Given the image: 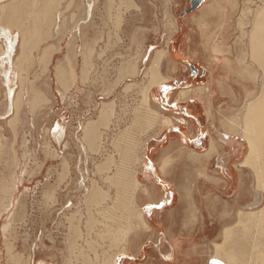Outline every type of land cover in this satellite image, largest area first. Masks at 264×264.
Returning <instances> with one entry per match:
<instances>
[{
    "label": "rangeland",
    "instance_id": "obj_1",
    "mask_svg": "<svg viewBox=\"0 0 264 264\" xmlns=\"http://www.w3.org/2000/svg\"><path fill=\"white\" fill-rule=\"evenodd\" d=\"M90 1L94 7L91 17L94 25L88 34L90 37L97 35V43L95 44L94 41L92 45L94 49L96 48L94 50L92 47L95 69L91 67L92 70H88L91 73L90 76L88 72L89 80L82 83L79 78V81L69 84L70 89L67 88L64 96L61 93L62 86L57 80L56 68L67 66V56L72 57V53H68L67 49L69 38L77 35L73 30H70L73 23L71 19L73 7L69 5L70 0H60L54 9V18L57 21L55 20L53 23L51 35L32 46L33 48L29 43L27 47L31 49V52L26 54L30 55L29 57L26 55L27 59L25 57L20 62V67L23 68H17L15 65L12 68L9 86L13 90V96L15 98L21 90L24 94L20 98L22 104L19 108V118L15 119L14 125L10 121L16 112L14 108H11V102L6 93L8 86L3 82L1 75L3 72L0 68V182L4 180L10 187L15 185L16 189L9 206L6 202L10 192L0 195V249L3 250L5 257V246L8 244L13 250L15 249L14 252L19 254L22 260H27L30 257L32 264H83L85 260H87L86 264H103L107 253L109 257L111 254L117 253V248L121 249L124 246V237L128 228L121 229L122 225L120 224L123 223L124 227V224L128 222L125 225L128 227L130 222L128 216L124 214L126 213L125 207L122 205L123 209L120 206L123 190H121V186H118L119 182L114 181L118 185L111 183L115 180L110 177L115 171L113 165L111 164V169L106 168L108 170L105 168L100 170L99 166L108 159V156H112V160L118 163L122 160L118 148H114L113 139L120 130L130 126L133 110L137 105L140 106L143 103L139 91L144 83V71L156 50L167 49L169 57L164 60L162 66L163 72L171 78L165 85L154 88L151 103L153 106L156 104L160 111L194 122L197 132L195 137L198 139L191 138L189 140V138H183L184 136L181 137L184 141L186 139V142L196 150H209L211 146L209 133L217 141L220 140V133L215 132L213 126L216 124L219 131L223 130L224 132L218 114L236 113L238 120H242L244 115L241 108H243L246 95L257 89L253 75L249 73V75L247 73L245 75L240 65L238 70L231 71L226 61L230 59L235 63L239 48H242L243 55L248 57L249 46L245 34L250 28L251 18L256 12L255 8L263 0H205L199 7L191 11L189 9L192 6V0H113L114 7L110 11L106 8L107 0ZM212 1L217 4L216 7L219 10L207 15L204 22L200 24L198 19L203 15V8L207 5L210 6ZM249 10H252L253 14ZM64 16L66 17L65 28L68 30L64 36H61V33L57 32V26L62 25ZM59 21L61 22L59 23ZM239 22L242 25H239ZM206 23L209 26H206ZM245 23L249 26H246ZM244 25L246 29L242 27ZM0 42L2 45L1 39ZM81 45L82 40L79 36L75 39L76 68L79 72H81L83 63V47ZM216 47L221 51H215ZM29 48L27 49L29 50ZM56 49L59 51L53 53ZM226 49L232 51L229 53L226 52ZM188 50H191L189 55L186 54ZM47 52L53 53L48 66H46L47 61L44 58V53ZM177 52L182 54L184 68L179 66L181 72L173 69L174 65L172 66V63L170 64L168 61L170 54ZM19 55L20 47H16L13 63L17 61ZM132 55L139 57V72L135 77L124 78L112 89L111 84L109 85L107 82L116 80L118 67L124 60L132 58ZM246 60L247 58H245ZM23 61H25L24 65ZM248 61L250 62L251 59ZM18 73L20 80L16 78ZM219 78L225 81L223 89L216 82ZM130 81L136 82L139 86L125 92L123 89L125 83H130ZM207 84H211V93L209 92L210 98L208 97L205 102L199 101L200 95L194 90L190 94L194 99L191 98L189 103H172V99L176 97L172 91L176 89L178 91L180 88H196ZM21 86L23 87L21 88ZM32 88L38 89L43 94L42 100L35 108L29 104ZM111 100L116 104L112 112L113 116L110 113L112 117L109 115L111 119L108 120L109 123L105 122L100 127L103 135V149L101 148L98 152L90 151L91 149L83 139V126L90 121H97L104 103ZM203 103L206 106L203 107ZM189 104L194 105L195 110L198 109V112L195 111L197 114L195 118L187 111ZM237 110L238 112H236ZM58 124L61 127L57 131H53V126ZM106 124H108L107 127ZM161 125H165V121ZM174 125L173 128L164 126L159 134H154L151 131L143 135V140L146 142H144L145 148L142 151L143 161L136 165L143 183L146 180L142 173L144 169L155 172V169L150 166L152 163L148 155L151 148L157 142L164 146L170 141L169 138L173 133L182 131V129L187 131L189 128L188 125L179 121ZM180 135L182 134L180 133ZM229 151L230 148H226L222 155L212 153L208 163L209 159L203 160L202 166L196 167L197 170L203 168L209 175L207 177L199 175L194 178L193 182L177 183L174 186L172 182L155 179L154 185L164 195L161 205L180 204L182 201L180 195L187 191L181 186L189 185L188 190L192 193L190 196H192L193 205H195L194 201H197L198 204L204 202V198L200 197L199 193L208 191L212 193L207 201V206L211 207L212 215H208L207 212H198L200 221H203V217L207 219L210 216L212 220H218L221 217L223 229L225 225L235 221L236 210L242 208L248 210L251 208L248 207V204L256 201L253 196L256 188L253 167L251 165L241 166V164L235 166L233 162L239 161V158L233 157V160L228 161L227 159H230ZM243 156H240L241 159ZM186 160L188 159L186 158L184 162L181 160V162L186 163ZM223 163L231 165L234 179L231 180L230 177L222 174L218 164ZM176 168L182 171L186 166L180 164ZM155 174L158 178L161 177L157 172ZM106 177L111 179L108 178V180ZM92 179L105 194L103 199L99 200V202L104 200L101 204L95 205L90 202L93 206L89 203L90 200L87 201L85 198L94 182ZM227 179L231 181H227ZM81 184L83 188L80 187ZM145 187L146 185H141L137 194V202L140 207L139 200ZM215 190L222 193L219 201L214 197ZM193 195L195 196L193 197ZM126 199L128 200L127 197ZM113 200L116 202L114 203ZM118 203L120 204L118 205ZM115 204L116 208L118 205L120 209L114 208ZM4 205L8 207L6 211H3ZM141 209L143 212L145 211L144 208L141 207ZM115 211L117 212L115 213ZM132 216L133 214L131 220L129 219L131 224L132 222L136 223ZM123 217H126L125 221H123ZM115 218H122L117 220L119 224L115 222ZM7 223H9V229L5 235L2 228ZM207 226L209 227L208 221ZM108 228L110 229L106 230ZM208 230L210 229L208 228ZM210 231L213 232V230ZM117 239L120 246H117ZM129 239L132 240L131 236ZM116 242L117 244H115ZM127 250L128 247L125 252ZM210 250L212 254L213 244L210 246ZM122 252L124 251H120L117 257V264L121 259L130 256V254L125 255ZM4 256L3 259L0 258L2 264L7 262ZM123 263L126 262L123 261Z\"/></svg>",
    "mask_w": 264,
    "mask_h": 264
},
{
    "label": "bare ground",
    "instance_id": "obj_2",
    "mask_svg": "<svg viewBox=\"0 0 264 264\" xmlns=\"http://www.w3.org/2000/svg\"><path fill=\"white\" fill-rule=\"evenodd\" d=\"M59 1L60 0H0V39L2 40V45H0V68H1V71L3 72L1 74L3 82L5 83L6 86H8V90L6 91V93H7L8 98L10 99L11 108H14L16 112L15 116L10 121V123L13 125H14V122L16 121L15 119L19 118L18 117V114L20 113L19 108L22 104V100L20 98L24 94H23V90H21L16 94L15 98L13 96L14 95L13 90L9 86V84H11L12 68L14 67V65L17 68L20 67L21 65L20 62L22 61L21 59H24L26 57L27 55L26 53L31 52L30 51L31 49L27 47L29 43L31 47L35 46L37 43H39L40 41L46 39L47 37L51 35V29H52L53 23H55V20H56L54 18L53 11H55L54 9H56V6ZM91 4L92 3L90 0H70V3H69V5L73 7V11L71 13V19L73 20V23L70 21L72 23V26H70V30H73L74 33L77 35H74L71 38H69L67 49H68V53H72V57L70 58L69 56H67V59H66L67 66L66 65L59 66L56 68L57 69L56 70L57 80H58V83L62 86L61 93L63 96L65 95L67 88H69L68 87L69 84H73L76 81H79L78 80L79 78L81 79L82 83L86 82V80L88 79V72H89V75L91 74L90 71L88 70L89 69L92 70L91 67H93L94 65L93 60L95 59H92L93 57L92 52L96 50V48L94 49L92 45L94 41H95V44L97 43L96 41L97 35L90 37V35L88 34L90 31V28H92L94 25L92 23V18H91L92 13H93L92 9L94 7H92L93 5ZM121 4L123 3L121 2ZM106 5H107L106 8L108 9V11H110V9L114 7L113 0H107ZM119 9L117 10V12L119 11ZM246 10H247V7H246ZM255 11L256 12L253 11L254 14L251 12L253 14V17L251 18V21H250V28L246 34L244 33L248 40L247 41L248 46H249L248 51H247L248 57H246L245 54L243 55L242 50H241L242 48L240 49L238 47L240 50L238 49L237 51L236 61L234 60L235 63L231 62L230 59H228L230 61L227 60L226 63L228 64V68L231 71L235 72L236 70H238L239 65H240L242 67L241 68L242 72H244L245 75L246 73L247 75L249 74L253 75V81L255 82L257 89H255L256 90L255 92L253 91L246 95V98L243 103L244 104L243 108H241V110L243 109L242 114L244 115L242 120H238L239 118L237 115H235L236 113H231V114H225V112L220 113L221 118L219 122L221 123V127L224 129V132L222 130L220 142L215 141V139L211 137L210 143H211V146H213L215 150L217 151H219V149L224 151L226 147L230 148V151H229L230 159L229 158L228 159L231 161L233 160L232 159L233 157L239 158V161L233 162L235 166L238 164H241V166L251 165L253 167V171H254L253 178L255 182L254 185L256 188V192L255 194H253V196H255L256 201L248 204V207H251L248 210H245L243 208L241 210H236L237 215H236L235 221L224 226V229H222L221 240L213 242L214 250L212 251V254L210 255L208 259L209 264L210 263L214 264V262L215 264H264V0L261 1V4L257 5V8H255ZM212 12L214 13L216 12L215 7H211L210 10H207V11L203 10L202 17L198 19V21H200V24L204 22L205 17L211 14ZM60 22L61 21H59V23ZM240 22H239V25H242L240 24ZM65 23H66V17L64 16L62 25L57 26V32L59 34L61 33V36H64L66 31L68 30L65 28ZM247 25L248 24H246V26ZM206 26H209L208 23H206ZM220 27H221V24H220ZM242 27L245 28V25ZM79 36L81 37V40H82L81 46L83 47L82 49L83 63L81 67V72H79L78 68H76V58L77 57H76V49H75L76 48L75 39ZM16 47H20V55L17 61L13 63L12 62L14 59L13 55L15 54ZM92 47L94 50L92 49ZM27 48H29V50ZM59 49L54 50L53 53L59 51ZM216 50H219V49L216 47L215 51ZM229 51H232V50L226 49V52H229ZM50 53L51 52L44 53V58H46V61H47L46 66L49 65L52 59V56H53V53L52 54ZM29 55L30 54H28L27 56L29 57ZM132 56H133L132 58L129 57L128 60L126 61L124 60L122 62V65L118 67L116 80L114 82H110L108 80L109 82L107 83L109 85L111 84L110 85L111 88L112 87L114 88L118 83L121 82V80H123L126 77H135L136 74L139 72L140 70L139 69V62H140L139 57L134 56V55ZM168 57H169V54L167 52V49L162 48V49L156 50L154 57L149 62V64H147V68L144 71V78H143L144 83L139 91L141 92V96H142L141 99L143 100L142 101L143 103L140 106L137 105L135 110H133L134 114L131 119L132 123L131 124L129 123L130 126H128L125 129L120 130V132L117 135H115L113 139V144L115 147L113 145L112 146L114 148H118L117 150L119 151L120 159L122 160H120V162L118 163L112 160L113 159L111 158L112 156H108L107 157L108 159L105 162H102L101 165L99 164L100 170L101 168L106 169L108 167H109L108 169H111L110 168L111 164L115 168V171H114L115 173L111 172L112 175L110 176L112 178H115V180L113 181L110 180V181L111 183L112 182L114 183V181L119 182L120 185L116 183L114 184L122 187V189L121 187H119V189L123 190V193H122L123 199H121L123 204L118 203V205L120 204L121 207L123 205L125 209L123 207L122 208L126 211V213L130 215L129 216L128 214L124 213L125 215L128 216L127 218H128V221L130 222L128 227L125 226L128 224L127 221H126L127 224L125 223L124 227H123V223L120 224L122 225V228L120 227L121 229L124 228L126 230L128 228L126 230V236L123 235L125 236L124 237L125 240L123 244L124 246L121 249L119 248L120 250L117 248L119 253L116 250L117 253L111 254L109 257L107 256L108 255L107 253L106 258L103 260V264H117V257L119 256L120 251H124L122 253H125L126 248L129 247L130 243L132 242V240L129 239V236L135 234V231L137 228L149 226V223L147 222V219L145 218L143 211L141 210L140 207H137L135 199H134L135 195L137 194V191L139 190V187L145 183V182L143 183L140 180L138 167H136L137 164H140L143 161L142 151H144L145 143H146L143 140L144 139L143 135L151 131L154 134H159V132H162L161 130L164 128V126L174 125L175 122H178V121L179 122L189 121L183 117L178 118L177 117L178 115L172 116V114L160 111L159 109H157L156 104L155 106H153L151 103V96L153 94L154 88H157L161 85H165V83H167L169 79L171 78V76L163 72V66H162V64L164 63V60L168 59ZM245 58H247L246 61H245ZM248 59L249 60L251 59V61L249 62ZM25 61H23L24 62L23 65L25 64ZM168 61H170L169 62L170 64L172 63V66L174 65L173 69H175L176 71L180 69L179 66H181L182 69L184 68V66L182 65L183 64L182 54H180L179 52L174 53L172 55L170 54V58ZM20 68L22 69L23 67H20ZM91 72L93 73V71ZM179 72L181 71L179 70ZM19 75L20 74L18 73L16 75V78L20 80ZM216 82L217 84L220 85L218 86L221 89L224 88L225 81L223 79L219 78ZM211 84L200 85V86H197L196 88H187V89L180 88L178 89V91H176L177 90L176 89L175 91H172V92H174L173 95H176L177 100H181V99L185 100L188 97H191L190 94L192 91L196 90L201 98L199 99V101L202 103V101L205 102V100H207L208 97L210 98L209 92L211 93ZM135 86H137V83L134 81H130V83H127V84L125 83V86L123 89L125 90V92H128L130 89L133 90ZM22 87L23 86H21V88ZM42 96L43 94L38 89H35V88L31 89V96L29 99V104L32 106V108H35V106L42 100ZM113 100L109 101L108 103H104L103 108L100 112V117L97 121H90L83 126V139L87 143L88 147L91 149L90 151L96 150L98 152V150H100L103 146L102 145L103 135H102V131H100V127L104 125L105 122L109 123L108 122V120L110 119L109 117L112 115V112L116 105L115 101ZM138 104H141V103H138ZM189 107L192 113L195 111L198 112V109L197 110L194 109V105L189 104ZM190 110H187V111L190 112ZM236 112H238V110ZM239 113L241 112L239 111ZM116 119H117V116H116ZM174 119L178 121H175ZM164 121H165V125H161V123L162 122L164 123ZM189 122L191 124L192 123L194 124L192 120H190ZM105 126L107 127L108 124H106ZM53 127H54L53 131H57L58 128H60L61 126L58 124ZM198 155H195V156H197L198 158ZM241 155H244L243 159H241L240 157ZM197 158L195 159V161H197ZM227 165H225V163L219 164L222 174L227 175V177L231 176L230 179L232 180V178L234 177L233 168L231 167V165L229 164ZM96 169H99V168H96ZM148 172H149L148 169L147 171L146 169H144L142 173L146 177L149 174L153 175L152 171H150L149 173ZM106 178L108 179L109 177H106ZM148 179L146 180L150 181L151 178H148ZM82 184L84 185V183ZM82 184L80 185V187L82 186L83 188ZM95 184L97 183H95L94 181L91 184V188L90 189L88 188L89 189L88 194L86 193L87 195H85L86 196L85 198H87V201L90 200L89 203L92 202L93 204L97 205V203L101 204L104 201V200H101V202H99L101 198L103 199V196L105 194H103L104 191H101L100 187L98 188V186ZM15 190H16L15 185L14 187L13 186L10 187V185H8L4 180H1L0 195L2 193L4 194V193L10 192L8 200L6 202L8 203L7 206L10 205V201H11V198L13 197V193L15 192ZM107 191H110V190H107ZM241 193L243 194V192ZM126 197L128 198V200L126 199ZM117 200H118V197H117ZM93 204L91 205L93 206ZM118 205H117V208H116V204L113 207L116 209H120V206L118 208ZM3 209H4L3 211H6L8 207L4 205ZM123 209H121V211H123ZM117 211H120V210H117ZM117 211H115V213ZM110 213L112 214V212ZM132 214H133L132 218L136 223L132 222L131 224L130 218ZM125 218L123 219V221H125ZM119 219H122V218H119ZM119 219H116L115 222H117V220ZM115 226H116L115 228H117V225ZM8 229H9V223L3 226L2 232L6 235V231ZM109 229L110 228L106 230H109ZM119 237L121 236L119 235ZM117 242L115 244H117V246H120L119 240ZM5 248H6L5 249L6 257L4 256L3 250L0 249V258L2 257L3 259V256H4L7 261L6 264H32V259L30 257L27 258V260H22L21 256H19V254H16V252H14L15 249L13 250V248L10 245L7 244ZM104 255L102 256L104 257ZM1 261H0V264H2ZM85 261H83V264H86Z\"/></svg>",
    "mask_w": 264,
    "mask_h": 264
},
{
    "label": "crops",
    "instance_id": "obj_3",
    "mask_svg": "<svg viewBox=\"0 0 264 264\" xmlns=\"http://www.w3.org/2000/svg\"><path fill=\"white\" fill-rule=\"evenodd\" d=\"M211 7H215L216 12L218 11L214 1L210 3V6L207 5L203 9L204 11H207ZM190 51L191 50L186 51V54L189 55ZM174 98L175 99H172V103L180 104H184V102L189 103L191 98L194 99L193 97H190L187 100H177L176 97ZM204 106L206 105L203 103V107ZM188 107L189 106L187 105V108ZM188 113L193 114V118L197 115L196 112L192 113L191 110ZM220 115L221 114H218L221 118ZM186 122L182 121L181 123L189 126L187 131L182 129V131L173 133L169 138L170 141L164 146L157 142L148 154L152 163L150 166H152L155 169V172L161 176L158 178L153 171V175L149 174L147 177L145 176L146 179H151L150 181L145 180L146 184L143 185H146V187L139 200L141 207L145 210L143 212L145 213V218L147 215L149 226L135 228V234L131 235L132 242L130 243L128 250L124 253L125 255L130 254V256L121 259L119 264H124L123 261L126 262L125 264H209L208 259L211 255L210 246L214 241L221 240L223 229L221 217L218 220L210 219L212 210L210 206H207V201H209V198L212 195L211 191L199 193L198 195L204 198V202L198 204L197 201H194L195 205H193L191 200L192 196H190L192 193H189L190 190H188L190 186L183 184L181 188H185L187 191L185 194L182 193V195H180L182 196L181 203L163 206L161 205V202L164 195L162 191H159L158 187H155V185L152 184L154 183L153 181L157 179L172 182L174 186L177 183L193 182L195 180L194 178L198 177L199 174L200 176H203L204 174V176L207 177L209 175L205 173L206 171L203 170V168L197 170L196 167L199 165L202 166L203 160L209 159L207 160L208 163L211 160L209 157L212 156V153H219V155H222L223 151L221 149L217 151L213 146H210L212 148H209V150H196L189 145V143L186 142L187 138H189V140H191V138L197 140L198 138L195 137L197 132L194 128V124H191L189 121ZM174 126L175 125H171L167 128H173ZM213 126L214 131L219 132L221 136L222 131H219L216 124ZM180 133L182 135H180ZM181 136L186 138L185 141L182 140ZM211 137L217 141V139L209 133V140ZM220 141L221 137L219 142ZM195 155H198L199 159ZM186 158L188 160L185 161L186 163H183ZM196 158L197 161H195ZM181 160L183 162H181ZM180 164L186 166L182 171H179V169L176 168V166H179ZM193 167L195 168L193 169ZM225 176L227 177V175ZM229 177L231 178V176ZM137 194L135 195V201L136 205L139 206L137 202ZM220 194H222L221 191H214V197L216 199L218 198V201ZM194 196L195 195H193V197ZM198 212H207L210 216L207 219L206 217L205 219L203 217V221H200ZM207 221L209 222V227L207 226ZM208 228L213 230V232L208 230Z\"/></svg>",
    "mask_w": 264,
    "mask_h": 264
},
{
    "label": "water",
    "instance_id": "obj_4",
    "mask_svg": "<svg viewBox=\"0 0 264 264\" xmlns=\"http://www.w3.org/2000/svg\"><path fill=\"white\" fill-rule=\"evenodd\" d=\"M205 0H192L191 4V8L189 9L190 11L191 10H194L195 8L199 7ZM206 72V70L204 69V73Z\"/></svg>",
    "mask_w": 264,
    "mask_h": 264
},
{
    "label": "snow or ice",
    "instance_id": "obj_5",
    "mask_svg": "<svg viewBox=\"0 0 264 264\" xmlns=\"http://www.w3.org/2000/svg\"><path fill=\"white\" fill-rule=\"evenodd\" d=\"M214 264H215V262H214Z\"/></svg>",
    "mask_w": 264,
    "mask_h": 264
},
{
    "label": "flooded vegetation",
    "instance_id": "obj_6",
    "mask_svg": "<svg viewBox=\"0 0 264 264\" xmlns=\"http://www.w3.org/2000/svg\"><path fill=\"white\" fill-rule=\"evenodd\" d=\"M199 73V72H198Z\"/></svg>",
    "mask_w": 264,
    "mask_h": 264
}]
</instances>
